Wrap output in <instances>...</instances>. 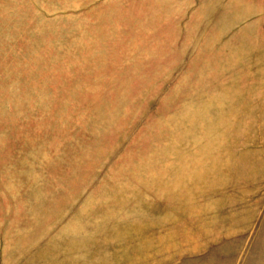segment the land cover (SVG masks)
Masks as SVG:
<instances>
[{
    "label": "rangeland",
    "instance_id": "obj_1",
    "mask_svg": "<svg viewBox=\"0 0 264 264\" xmlns=\"http://www.w3.org/2000/svg\"><path fill=\"white\" fill-rule=\"evenodd\" d=\"M0 264H264V0H0Z\"/></svg>",
    "mask_w": 264,
    "mask_h": 264
}]
</instances>
